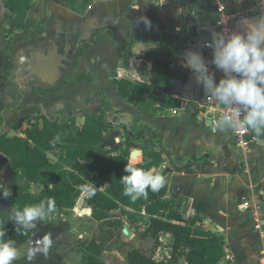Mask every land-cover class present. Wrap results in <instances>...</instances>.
Here are the masks:
<instances>
[{
  "label": "crops",
  "instance_id": "0c3cea01",
  "mask_svg": "<svg viewBox=\"0 0 264 264\" xmlns=\"http://www.w3.org/2000/svg\"><path fill=\"white\" fill-rule=\"evenodd\" d=\"M223 1L235 31L264 7L261 0ZM217 19L211 0H34L26 27L8 35L6 20L0 25V136H23L38 113L80 118L106 104L116 131L106 148L128 143L138 163L143 149L155 146L163 162L152 171L171 169L167 198L183 218L223 235L226 253L219 264H261L264 238L254 229L249 204L256 195L264 204V136L252 132L243 150L231 130L213 132L212 115L204 114L207 95L183 65L190 50L209 62L204 43L219 33ZM161 47L171 50L172 67L182 74L172 94L182 103L142 112L120 98L110 79L117 74L156 91L146 56ZM11 175L0 154V183L6 186Z\"/></svg>",
  "mask_w": 264,
  "mask_h": 264
},
{
  "label": "trees",
  "instance_id": "16d2710c",
  "mask_svg": "<svg viewBox=\"0 0 264 264\" xmlns=\"http://www.w3.org/2000/svg\"><path fill=\"white\" fill-rule=\"evenodd\" d=\"M75 1V0H73ZM6 9V33L26 27V17L34 0H2ZM153 64V86L147 82L119 78L114 74L110 83L121 99L132 104L142 112L155 111L157 108L167 109L180 106L182 100L175 98V88L182 74L172 67L173 53L169 48H158L146 56ZM106 104L83 113V122L70 113L48 117L38 113L30 120L23 136H0V154L8 158L12 171L11 179L6 185L12 195L4 198L0 206V231L5 237L15 241L20 247L29 241L39 227L24 230L11 221V211L26 205L38 203L40 200H55V210L44 221L46 225L52 214L58 209L72 211L79 201L81 187L90 184L95 188V195L86 197V205L92 209V218L109 224L98 238L82 242V264H107L103 259L107 242L115 236L114 230L123 231L120 219L111 220V212L123 210L134 217L137 213H146L150 217L148 227L142 237L160 239L162 233L173 236V254L182 255L188 264H219L225 256V240L223 235L196 225L197 221L185 219L179 208L173 212V200L167 198L170 185L171 169L166 168L160 174L165 177V184L158 192L148 190L146 197L133 202L124 195L120 178L126 174L124 169L130 159L131 146L121 142L116 150L107 149L104 143L108 137L111 124L107 118ZM60 139L51 143L55 137ZM55 154L53 161L49 154ZM162 152L154 147L143 149V160L135 163L137 167L152 170L162 164ZM42 185L38 191H32V185ZM131 209L133 212L126 210ZM165 211L168 217H163ZM90 213V209H87ZM107 233H110L108 235ZM129 264H166L158 262L143 252L133 248L127 254ZM16 261H14L15 263Z\"/></svg>",
  "mask_w": 264,
  "mask_h": 264
},
{
  "label": "clouds",
  "instance_id": "9594fccd",
  "mask_svg": "<svg viewBox=\"0 0 264 264\" xmlns=\"http://www.w3.org/2000/svg\"><path fill=\"white\" fill-rule=\"evenodd\" d=\"M264 4V0H261ZM146 26L151 22L144 18ZM223 23V22H221ZM243 31H222L213 33L211 42L212 64L223 75L217 82L214 73L199 52L188 51L183 65L195 74L196 81L202 85L205 94L219 102L227 111L219 114L213 132L220 130L237 131L250 129L256 136H264V7L254 19H245ZM60 139L55 137L51 143ZM135 156L130 157L121 178L124 195L133 202L146 197L148 190L158 192L165 184V177L152 170L137 167ZM86 197L95 195V188L90 184L81 187ZM0 194L4 198L12 195L11 190L0 183ZM55 200L48 198L38 203L26 205L11 211V221L24 230L36 228V221H44L55 210ZM53 239L50 234L32 241L26 250V258L31 261L37 252L47 253ZM21 256V249L12 239L0 231V264H14Z\"/></svg>",
  "mask_w": 264,
  "mask_h": 264
},
{
  "label": "rangeland",
  "instance_id": "374dc122",
  "mask_svg": "<svg viewBox=\"0 0 264 264\" xmlns=\"http://www.w3.org/2000/svg\"><path fill=\"white\" fill-rule=\"evenodd\" d=\"M9 25L6 23V29ZM79 124L83 122V116L79 118ZM115 128L111 127L108 131L110 136H116ZM123 134V132H118ZM107 143H104L106 147ZM119 144V145H118ZM120 146L117 143L116 149ZM115 150V149H113ZM50 158L55 161L57 159L55 154L50 153ZM138 156H135V161L138 160ZM134 161V162H135ZM43 188L42 185L33 184L32 191L38 192ZM86 195L82 192L79 204L77 205L78 212L74 209L72 211L58 209L51 215L49 222L46 225L38 224V231L34 236L20 246L21 256L19 258V264L26 258V250L32 245L31 242L41 238L44 234H50L53 239L48 251L54 255H48L47 253H40L38 256L29 261L26 260V264H82V242L85 240H91L98 238L102 232V228L105 230L110 225L102 224V221H96L92 218L91 213H86L88 207L86 205ZM76 207V206H75ZM84 207L83 209H81ZM178 208L175 207L173 212ZM125 209H116L111 212V220L120 219L123 225H127L131 231V236H126L120 229L114 230L115 236L110 239L106 244V251L103 254V259L107 264H129L127 260L128 252L133 248H140L143 252L153 255V258L158 262H164L166 264H187L185 258L182 255L173 254V236L169 233H162L160 239L150 237H142L143 232L148 227L150 217L146 213H137L134 217L124 213ZM129 212L131 209L127 208ZM169 212L165 211L163 217H168ZM106 233V232H105ZM110 235V233H107ZM57 254V255H55ZM18 262V259H17Z\"/></svg>",
  "mask_w": 264,
  "mask_h": 264
},
{
  "label": "built area",
  "instance_id": "2783aa9c",
  "mask_svg": "<svg viewBox=\"0 0 264 264\" xmlns=\"http://www.w3.org/2000/svg\"><path fill=\"white\" fill-rule=\"evenodd\" d=\"M216 5L217 13H218V19H217V25L219 28V32L222 31H235L234 27V15L228 11L226 4L223 0H211ZM223 22V23H221ZM211 42L210 40H207L204 43V47L207 51V55L209 58L208 67L209 71L214 73L215 78L217 82L222 77L223 73L216 69L215 66L212 64V48L206 46ZM204 108H206V112L204 114L208 116V114H211L212 117H210V120L213 125L216 124V121L219 117V114L227 111L222 105L219 104V102H215L211 100L208 96L204 102ZM234 135V140L241 149L248 150L249 147L252 144L253 141V134L252 131L248 128H242L237 131H232ZM80 200V199H79ZM79 204V201L77 202V205ZM74 208L76 212H78L79 207ZM82 207L81 209H83ZM80 209V208H79ZM84 209H91L90 207H86ZM249 211L250 215L253 221L254 229L261 235L262 238H264V204L259 200V197L256 195L252 198L249 204ZM260 263L264 264V253L261 256Z\"/></svg>",
  "mask_w": 264,
  "mask_h": 264
},
{
  "label": "water",
  "instance_id": "95a60500",
  "mask_svg": "<svg viewBox=\"0 0 264 264\" xmlns=\"http://www.w3.org/2000/svg\"><path fill=\"white\" fill-rule=\"evenodd\" d=\"M3 9H4V6H3ZM5 20H6V14H5V18H4ZM4 20V21H5ZM4 23V22H3ZM90 213L92 214V209H90ZM123 233L126 235V236H131V231H130V229H129V227L127 226V225H125L124 226V228H123Z\"/></svg>",
  "mask_w": 264,
  "mask_h": 264
},
{
  "label": "flooded vegetation",
  "instance_id": "af4514ba",
  "mask_svg": "<svg viewBox=\"0 0 264 264\" xmlns=\"http://www.w3.org/2000/svg\"><path fill=\"white\" fill-rule=\"evenodd\" d=\"M3 4L0 3V25L4 22V16H3V12L1 10V8L3 9L2 7Z\"/></svg>",
  "mask_w": 264,
  "mask_h": 264
}]
</instances>
